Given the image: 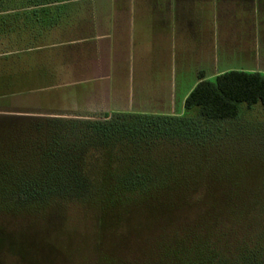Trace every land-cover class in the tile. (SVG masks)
I'll return each instance as SVG.
<instances>
[{
    "label": "rangeland",
    "instance_id": "374dc122",
    "mask_svg": "<svg viewBox=\"0 0 264 264\" xmlns=\"http://www.w3.org/2000/svg\"><path fill=\"white\" fill-rule=\"evenodd\" d=\"M133 1L127 14L132 33L118 32L114 39V92L103 107L186 117L200 134L155 130L153 136L109 143L108 161L102 146L84 155V173L94 180L104 175L105 186L136 174L147 183L157 180L149 195L95 191L82 197L54 192L16 197L0 189V264H179L180 257L167 252L178 242L185 253L182 264H264V107L241 103L236 117L222 121H206L197 109L184 107L200 74L213 79L234 58L225 51L226 36L221 43L217 35L212 39L211 19L221 7L210 0H190L182 7L179 0L173 11L164 1ZM228 11L234 19L236 9ZM214 44L227 54L217 65ZM7 68L0 71V184L16 175V167L32 173L25 181H42L51 150H80L83 143L73 136L85 123L119 113L82 117L95 103L80 87L37 86L36 72L22 70L13 80ZM63 154L59 166L68 161Z\"/></svg>",
    "mask_w": 264,
    "mask_h": 264
},
{
    "label": "crops",
    "instance_id": "0c3cea01",
    "mask_svg": "<svg viewBox=\"0 0 264 264\" xmlns=\"http://www.w3.org/2000/svg\"><path fill=\"white\" fill-rule=\"evenodd\" d=\"M163 1L170 10L179 7V0H159ZM180 1L182 7L190 2ZM210 2L216 9L221 7L211 19L212 39L217 35L221 43L220 37L226 36L224 41L229 46L228 50L214 44L211 52L216 56L215 64L221 62V55H227L225 51L234 56L226 62L230 65L220 68L216 75L229 70L264 73V0ZM217 2L221 6H216ZM133 3V0H0V71L8 67L13 80L18 79L20 70L26 75L36 72L32 76L37 86L80 87L95 103L83 111L82 117L88 112H121L120 105L105 109L102 104L109 102L114 92L117 71L114 39L118 32L127 31L129 36L132 33L133 24L127 14H131ZM119 6L122 14L117 12ZM229 7L236 9L234 19L227 13ZM229 34L231 37L227 38ZM230 39L234 45L230 46ZM30 56L36 57L30 60ZM46 56L58 65H48ZM47 78L52 81L47 82Z\"/></svg>",
    "mask_w": 264,
    "mask_h": 264
},
{
    "label": "trees",
    "instance_id": "16d2710c",
    "mask_svg": "<svg viewBox=\"0 0 264 264\" xmlns=\"http://www.w3.org/2000/svg\"><path fill=\"white\" fill-rule=\"evenodd\" d=\"M241 103L246 104L247 107L260 103L264 107V73L229 70L216 75L213 79H205L200 74L198 82L184 99V107L186 109H197L199 117L206 121H222L236 117L239 111L238 106ZM114 115L112 120L87 122L83 127L84 130L81 128L77 131L78 134H74L73 137H78L75 141L83 143L80 150L76 147L72 149L70 147L63 148L61 152L59 150L61 148L51 150L47 156V160L49 158L50 160L46 163V168L40 172V174L46 175L42 181H25L23 177L32 173L16 167V175L9 174L10 176L7 175L6 179L1 181L3 182V184H0L1 191L5 192V195L16 197L45 194L44 192L75 194L82 197L95 191L104 194L141 192L144 195H149L157 187V180L155 183H147L141 179L139 174H136L137 176L131 177L129 180H121L117 183L113 181L112 184L105 186L107 184L103 182L104 175L103 178L94 180V176L84 173V155L91 148L96 150L98 146H102L103 150L100 152L105 157L101 156L106 159L105 161H108L109 155L105 154V150L106 146L111 147L109 143L115 145L118 142L117 140L125 136H139V138L153 136L155 130L159 134L164 133V135L171 133L177 136L200 134L199 128L196 127L197 123L182 116L131 115L122 112ZM81 132H83L82 135H79ZM95 138L99 139L100 142ZM62 153L68 161L59 166V155ZM33 173L35 174V171ZM104 187H107V189H104ZM181 245L183 243L178 242L173 249L167 251L172 254L173 259L177 255L178 258L180 257L179 261L181 263L179 264H182L183 256H185L183 249L180 250Z\"/></svg>",
    "mask_w": 264,
    "mask_h": 264
}]
</instances>
